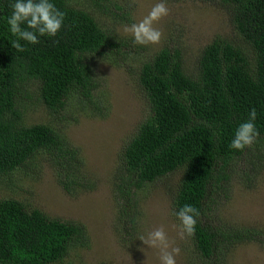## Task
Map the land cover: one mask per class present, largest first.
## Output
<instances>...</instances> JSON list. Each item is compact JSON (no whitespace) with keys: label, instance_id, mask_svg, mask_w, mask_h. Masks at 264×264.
<instances>
[{"label":"trees","instance_id":"16d2710c","mask_svg":"<svg viewBox=\"0 0 264 264\" xmlns=\"http://www.w3.org/2000/svg\"><path fill=\"white\" fill-rule=\"evenodd\" d=\"M90 1L100 6L101 0ZM218 1L230 11L240 38L215 37L192 73L178 46H165L142 66L139 85L150 114L123 149L124 180L119 182L120 193L129 195L131 187L137 192L182 169L175 213L186 204L199 210L190 237L199 257L215 263L225 260L223 248L231 246L235 233L243 236L213 220L212 195L228 190L232 166L250 149L229 145L253 108L257 140H264V0ZM14 2L0 0V176L45 155L60 185L75 188L78 182L71 176L82 169L78 150L50 125H25L21 101L32 82L53 113L63 111L74 93L90 99L95 89L90 56L109 49L119 54L126 44L74 0H51L65 14L62 28L53 37L39 36L37 44L20 41L24 51H17L7 25ZM85 236L81 224L51 219L16 199L0 200V264H58ZM248 238L249 233L243 237Z\"/></svg>","mask_w":264,"mask_h":264},{"label":"rangeland","instance_id":"374dc122","mask_svg":"<svg viewBox=\"0 0 264 264\" xmlns=\"http://www.w3.org/2000/svg\"><path fill=\"white\" fill-rule=\"evenodd\" d=\"M74 2L126 46L121 45L119 54V49H109L90 56L95 82L90 99L74 93L63 111L53 113L40 98L39 84L32 82L21 106L25 125H50L78 150L81 174L71 176L78 183L65 189L49 157L41 155L11 176H0V200L16 199L51 219L84 226V240L58 264H160V250L139 239L160 226L172 247L180 248L176 264H264V140H257L232 166L228 190L212 195L213 220L243 233H235V241L223 248V262L199 257L191 237L179 236L174 199L182 169L137 192L128 187L129 195L119 190L123 149L150 114L139 85L140 69L165 46H178L186 69L195 72L203 49L215 37L240 38L230 11L218 0H163L168 15L154 24L163 33L161 41L137 45L125 26L141 21L160 0H101L100 6L90 0ZM247 233L249 238L243 239Z\"/></svg>","mask_w":264,"mask_h":264},{"label":"clouds","instance_id":"9594fccd","mask_svg":"<svg viewBox=\"0 0 264 264\" xmlns=\"http://www.w3.org/2000/svg\"><path fill=\"white\" fill-rule=\"evenodd\" d=\"M11 7L7 25L10 33L16 37L11 45L17 51H24L20 41L37 44L39 36L53 37L63 26L65 14L51 0H15ZM168 11L166 4L160 0L141 21L125 26L124 32L132 36L134 44H158L163 33L155 28L154 24L166 17ZM256 115L253 108L249 112V119L238 124L229 145L231 149L243 151L256 143L259 137V130L255 125ZM176 216L180 221V238L194 235L197 218L200 216L199 210L186 204L181 206ZM139 239L149 248L160 250V264H176L175 257L180 254V248L172 247L163 226L153 229L146 237L141 236Z\"/></svg>","mask_w":264,"mask_h":264}]
</instances>
